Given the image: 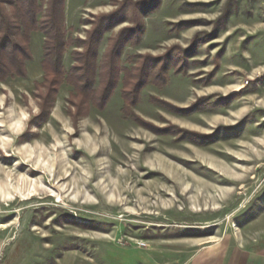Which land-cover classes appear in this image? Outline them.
<instances>
[{"label": "rangeland", "instance_id": "374dc122", "mask_svg": "<svg viewBox=\"0 0 264 264\" xmlns=\"http://www.w3.org/2000/svg\"><path fill=\"white\" fill-rule=\"evenodd\" d=\"M121 1L66 0V36L86 39ZM141 18L103 110L74 115L65 82L35 120L39 31L28 76L0 80V264H264V0H160ZM127 26L105 33L100 60ZM133 67L131 110L149 124L124 115Z\"/></svg>", "mask_w": 264, "mask_h": 264}, {"label": "trees", "instance_id": "16d2710c", "mask_svg": "<svg viewBox=\"0 0 264 264\" xmlns=\"http://www.w3.org/2000/svg\"><path fill=\"white\" fill-rule=\"evenodd\" d=\"M159 1L122 0L116 10L97 16L98 19L94 20V29L83 40L66 36V0H0V80L6 81L8 78L28 76L27 62L33 58L32 35L39 31L45 36L41 61L44 80L36 83L42 92L39 95L41 111L35 120L44 118V115L52 107L60 86L65 82L74 86L75 93L73 95L79 101L75 103L77 113L74 115L78 116L80 112L92 105L103 110L117 86L115 55L118 47L125 37L132 42H136L141 37L143 32L141 17L156 8ZM130 20H134L136 26L124 27L116 37L110 36L108 39L111 43L110 48L100 60L99 47L105 38V33ZM191 23L183 22L178 26ZM73 45H76V49L72 52L75 63L67 71L64 66V57L68 48ZM81 45L84 46L82 51L78 50ZM186 52L189 51L184 53ZM145 56L146 59H148L147 56L150 57L149 55ZM171 56L174 57L173 54ZM160 58V56L155 57L153 62L148 63L151 67L163 64L160 63L163 60ZM158 60V64H155V61ZM144 73L145 70L141 68L138 70L134 67L126 71L123 111L127 118L132 117L136 121L149 124L131 110L133 105L138 102V93L144 83ZM97 78H99L98 83ZM154 100L160 99L155 98ZM173 107L175 106L173 105ZM193 109L179 108L178 110L183 113H191ZM150 125L153 126L151 123ZM180 129L183 132L187 131L183 128ZM194 134L196 133L194 132Z\"/></svg>", "mask_w": 264, "mask_h": 264}]
</instances>
